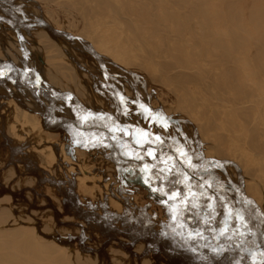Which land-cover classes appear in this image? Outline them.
<instances>
[{
  "label": "rangeland",
  "instance_id": "1",
  "mask_svg": "<svg viewBox=\"0 0 264 264\" xmlns=\"http://www.w3.org/2000/svg\"><path fill=\"white\" fill-rule=\"evenodd\" d=\"M121 1L113 5L135 9L131 0ZM77 2L0 0V62L12 59L25 82L50 88L58 99L47 119L50 128L69 121L103 127L115 137L67 123L47 130L41 119L52 104L49 96L23 87L12 66H0V148L8 152L0 151V172L8 181L0 189V207L12 210V224L0 229L19 231L23 240L34 235L46 247V264H242L227 252L264 264V208L252 194L259 174H248L249 165L230 158L233 143L220 144L224 121L211 120L217 127L208 131L203 122L209 118L177 102L175 90L182 87L201 109L202 88L170 84L172 73L157 59L144 60L172 44V32L188 42L187 24L182 18L177 24L159 19L151 5L138 18L124 11L123 19L85 15ZM207 9L211 16L220 13L210 21L222 35L220 63L235 54L228 35L237 28V13L251 41H264V23L247 20L252 13L264 14V0H217ZM195 23V34L204 36ZM214 38L204 37L193 49L208 47ZM192 67L201 69L196 62ZM132 159L158 169H143ZM171 182L166 194L174 220L181 227H202L203 245L199 228L181 233L172 223L164 199ZM225 185L232 202L217 189ZM203 247L219 260L207 257Z\"/></svg>",
  "mask_w": 264,
  "mask_h": 264
},
{
  "label": "bare ground",
  "instance_id": "2",
  "mask_svg": "<svg viewBox=\"0 0 264 264\" xmlns=\"http://www.w3.org/2000/svg\"><path fill=\"white\" fill-rule=\"evenodd\" d=\"M77 1H78L77 3H81L82 7L84 8L83 13L85 15L94 14V15H99L100 17L109 16L113 18L117 16H121V18H123L124 11L125 13L127 12L126 10H121L120 8L115 7V5H113V0H81V2L79 0ZM131 1L133 2L135 9L134 10L132 8L130 9L131 5L129 6L130 11H128L127 13L130 16L137 17L136 15H139L138 14L139 11L144 12V10L147 9L148 5H151L154 11L157 10L160 12L159 14H157L156 11L154 12L155 16H157L159 19H166L167 21H170L171 24H177L176 22H178L179 19L182 18L184 20V23L187 24L188 28L190 29L189 31L190 40L188 42H183V43L179 42L180 41V38L178 36L179 34L176 33L173 34L172 30L168 29L169 31L172 32V36L175 37L172 44H166L164 46L158 47V49H156L157 52L156 51L154 52L155 54H153L152 52L144 56L146 57V59L144 60L157 59L158 61L157 63H159L164 70L172 73L170 75L171 78L168 79V82L170 84L171 82H173L172 84L176 82L179 83V85L180 84L193 85L198 88H202V90L206 94L205 95L203 93L205 95L206 102L204 103V106L202 104L200 105L201 109H199L198 107V103H197L198 101H196L194 94L190 95V93H188L186 89L184 90V88L182 89V87L180 86L179 87L181 88V92L178 91L179 88L175 90L176 97L178 100L177 102H179L182 107H188L189 111L197 112L199 110L198 114H201V116L203 117L209 118V120H207L208 123L203 122V124H205V127L202 126L204 127V129L205 128L207 130L209 129L208 131H210V129H214L215 126L217 127V124H215L214 126L215 123L214 121L210 122L211 120L220 119V121L222 120L221 122L223 121L225 122V124L223 125L226 126L227 131L226 133H222V134L220 133L219 142L221 145L223 144L225 145V143H233L234 147L231 149L232 156H230V158L235 157V159H237L238 162L237 165L241 167L249 165L250 171L248 172V174L249 173L259 174L258 176L260 181L257 182L258 183V186L256 185L257 187L254 186L255 188L253 189L254 192L252 194L255 195L259 203L264 208V41L260 43H254L251 41L252 35L251 33H246L245 30H242L243 24L240 23L239 21L240 16L237 13L235 19L237 21L236 24L237 28H235L232 31V33L228 35V37L230 36L231 38V39L229 38V40L232 41L230 44L231 46L228 45L231 48L228 49L230 50L232 49L235 52V54L234 52H233L234 55L229 54L231 56H227V59L224 60L223 63H220L219 60L222 59L220 52L223 50V48H221L220 51L219 47L221 45L220 36L222 35H220V30L214 28L213 25L210 23L211 18H213L211 22H214V20L218 19L220 13L219 14L213 13V16H211L212 14L210 15V13L213 12V10L209 12L210 10L207 9V7H211V4L213 2H216L217 0H131ZM125 4L123 3V5ZM261 12L259 11L258 14H253V13L250 14L249 15L250 17L247 19L248 22L251 23L252 20L254 21L257 20V22H259V25L261 26L264 23V14H262ZM230 13L232 14V16L234 15V12H230ZM152 14L153 13H151V15ZM103 19L101 20V22H103ZM105 21H107V18ZM195 22H197V24L199 23L198 25L200 24L202 25L201 28L204 30L202 35L204 36L200 37L195 34L193 28V23L196 24ZM210 25L211 28L209 27ZM132 26L133 25H131V27ZM171 32H169L170 35ZM133 33L135 32L133 31ZM169 33L167 32L168 35ZM262 35L264 37V32ZM213 36L215 37L214 41L210 42L209 39H207L210 42L208 47L201 46L198 50L193 49L195 45L200 44V42L204 40V37L209 38ZM166 37L169 39L172 38L170 36H166ZM225 37L223 39L226 41L227 38L225 39ZM141 42L142 41H140V43ZM214 49L217 51L214 52L213 51ZM251 49H253L254 51L253 54H251L250 52ZM173 51H176L178 54L173 55L172 54ZM228 52L232 53L229 50ZM165 57H169L170 60L169 61L166 60ZM195 62L198 63L200 67L202 66L201 62L207 63L208 66L207 68L209 70L205 69L204 66H203L204 68L201 67V69L198 68L197 70L194 69L192 65ZM156 76L160 81H162L163 77L161 75H156ZM223 77H225L226 79V81L223 79L225 81V84L223 83L222 80ZM20 84L24 87L22 83ZM229 92H232V94ZM202 130L203 129H201V131ZM50 131H54V130H50ZM203 132H206V130ZM203 132L201 133L203 134ZM0 145L2 144L0 143ZM13 146L14 145L12 144V147ZM241 150L244 151L243 154L242 152L240 153ZM3 151L4 152L6 151L5 148L1 152ZM5 153L8 152L6 151ZM218 157L223 158L224 156L220 154L218 155ZM0 159H3V157L1 158L0 156ZM4 160H6V158ZM10 176H12V174ZM2 177H3V171L0 172V179ZM3 179H2L3 182H1L0 180V189L4 187L6 184H8L6 183L7 180H5L4 177ZM217 189L223 195V197L227 202H232L231 201L232 191H230L228 186L226 185L220 186ZM0 210H1L0 213L2 214L0 215V226L11 225L12 222H10V220L8 221V219L11 217L12 210L6 206L0 207ZM256 235H258L257 232ZM20 237L22 236L19 231L13 232L10 231V229L7 227L3 230L0 229V264H46L44 257V250H46L45 245L38 243L37 240L34 239L35 236L32 234L24 238V240ZM15 240L18 241L21 240L20 241L21 243L18 244L14 243Z\"/></svg>",
  "mask_w": 264,
  "mask_h": 264
},
{
  "label": "water",
  "instance_id": "3",
  "mask_svg": "<svg viewBox=\"0 0 264 264\" xmlns=\"http://www.w3.org/2000/svg\"><path fill=\"white\" fill-rule=\"evenodd\" d=\"M6 65H8V66H12V68H14V69H16V71H17V76H18V82H20V83H22L23 85H24V87H26V88H28V89H39V90H41V91H43V92H45V94H47L48 96H49V98L51 99V101H52V104L50 105V106H48V109L45 111V113L43 114V117H42V119H41V121L43 122V125H44V127L46 128V129H49V130H54V131H57L61 126H63L64 124H70V125H72V126H74L75 128H77V129H79V130H81V131H86V130H98V131H103V132H105V133H107V135H108V137L109 138H114L115 137V134L114 133H112V132H110V131H108V130H106L105 128H103V127H100V126H92L91 128H85V127H81V126H79L76 122H69V121H66V122H60L59 123V125L56 127V128H53V129H51L48 125H47V119H48V117L50 116V113L52 112V110L54 109V106L55 105H57V103H58V100H57V98L55 97V95L54 94H52V92L46 87V86H44V85H42V84H38V83H26L25 82V80H24V78H23V73H22V71L19 69V67H18V65H16L14 62H12V61H1L0 62V66H6ZM113 144V143H112ZM114 145V147L116 148V146H115V144H113ZM170 150V149H169ZM171 152L172 153H174L172 150H171ZM131 161H133V162H135V163H137V164H139L141 167H143V169H147V170H149V171H155V170H157L158 168H157V166L155 167H148V166H146V165H144L143 163H141V162H139V161H137V160H135V159H132ZM173 168H174V171H175V176H177L178 175V172L176 171V167L173 165V164H170ZM173 185V182H171L169 185H168V187H167V192H165V196H164V199H165V201L167 202V206L166 207H168V209H170L171 210V215H172V223L174 224V226L182 233V232H184V231H189V229L190 228H199L201 231L200 232H202V244L201 245H203V243H204V232H203V228L202 227H200V226H198V225H191V226H189V227H181V226H179V224H178V222L176 221V220H174L175 219V217H174V211H173V205H172V203L169 201V199H168V196H167V194L166 193H168V191L170 190V188H171V186ZM207 188H208V190H209V192H212L213 190L211 189V188H209L208 186H206ZM203 251H204V253L207 255V257H209V258H211V259H214V260H216V259H218L217 257H212V255L203 247ZM227 254H230L231 256H233V257H235V258H237L242 264H249L243 257H241V256H239V254L238 253H236V252H227ZM219 260V259H218Z\"/></svg>",
  "mask_w": 264,
  "mask_h": 264
},
{
  "label": "crops",
  "instance_id": "4",
  "mask_svg": "<svg viewBox=\"0 0 264 264\" xmlns=\"http://www.w3.org/2000/svg\"><path fill=\"white\" fill-rule=\"evenodd\" d=\"M42 33H44V32H42ZM11 44H12L11 46L14 48V47H15V46H14V43L11 42ZM13 50H14V49H13ZM10 60H12V59H10ZM48 88H49V87H48ZM49 89H50V88H49Z\"/></svg>",
  "mask_w": 264,
  "mask_h": 264
}]
</instances>
